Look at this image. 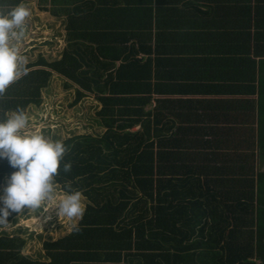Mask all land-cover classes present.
Masks as SVG:
<instances>
[{
  "label": "trees",
  "instance_id": "trees-1",
  "mask_svg": "<svg viewBox=\"0 0 264 264\" xmlns=\"http://www.w3.org/2000/svg\"><path fill=\"white\" fill-rule=\"evenodd\" d=\"M26 1L0 0V12ZM138 1L36 0L40 11L67 14V45L60 57L39 53L21 67L26 74L0 97V119L37 105L56 73L75 87L72 106L96 98L103 130L60 140L69 151L56 183L63 192L71 182L85 197L75 228L43 240V259L20 254L16 238L0 237V264H264V60L257 84L244 86L257 98L239 101L249 112L199 114L195 125L170 129L173 118L158 113V103L167 102L153 98L182 90L157 85L158 60L152 75L151 60L136 58L139 45L127 52L101 45L96 52L93 44L122 24L125 9L134 10ZM87 15L94 16L90 28ZM253 56L264 51L255 49ZM152 100L154 108L146 110ZM67 162L70 173L63 172ZM14 171L0 159V185Z\"/></svg>",
  "mask_w": 264,
  "mask_h": 264
},
{
  "label": "crops",
  "instance_id": "crops-1",
  "mask_svg": "<svg viewBox=\"0 0 264 264\" xmlns=\"http://www.w3.org/2000/svg\"><path fill=\"white\" fill-rule=\"evenodd\" d=\"M47 13L64 25L63 49L67 45V14ZM121 18L123 23L110 28L106 41L104 37L100 42H93L95 49L106 45L116 51L119 49L115 47H125L127 52L130 46L138 48L139 45L142 50L136 58L142 62L151 60L152 75L154 60H158L157 85L165 90L170 87L182 90L180 93H158L153 98L167 102L165 105L158 103V113L173 118L171 122L167 119L170 129L195 125L194 119L199 114L249 112L239 101L257 98L256 92L246 94L244 86L257 84L258 62L264 60L263 56H253L255 49L264 51V0H139L135 9L126 8ZM85 24L89 28L93 26L94 16L87 15ZM120 62L121 58L115 60V67ZM151 81L153 83L154 78ZM211 90L217 92L208 93ZM210 100L214 104L209 103ZM154 106L152 100L145 109L152 110ZM9 179L2 180L0 197L5 194ZM35 216V211L25 208L9 220L7 227L0 226V237L16 238V243L22 244L20 254L29 258L30 254L24 251L35 238L31 225Z\"/></svg>",
  "mask_w": 264,
  "mask_h": 264
},
{
  "label": "clouds",
  "instance_id": "clouds-1",
  "mask_svg": "<svg viewBox=\"0 0 264 264\" xmlns=\"http://www.w3.org/2000/svg\"><path fill=\"white\" fill-rule=\"evenodd\" d=\"M31 15L23 4L0 12V97L22 74L21 65L26 58L20 54L19 42L25 37L26 20ZM16 43H13V42ZM26 74L27 69H23ZM29 118L23 108L4 114L0 119V159H7L14 171L5 194L0 197V226L7 227L12 213L43 209L54 212L61 220L69 222L82 218L85 213L82 191L74 189L71 182L60 185L61 162L68 147L60 140H52L36 132L27 131ZM72 164H63V172L70 173ZM50 218V217H49ZM75 228V224L72 225ZM78 230V229H77Z\"/></svg>",
  "mask_w": 264,
  "mask_h": 264
},
{
  "label": "rangeland",
  "instance_id": "rangeland-1",
  "mask_svg": "<svg viewBox=\"0 0 264 264\" xmlns=\"http://www.w3.org/2000/svg\"><path fill=\"white\" fill-rule=\"evenodd\" d=\"M23 4L31 13L26 20L25 37L19 42L20 54L26 58L24 64L35 61L39 53L46 59L61 56L64 25L60 19L51 18L47 12L38 10L36 0ZM66 83V78L56 73L51 76L49 83L42 90L40 102L27 106L25 110L29 118L27 131L43 134L52 140H61L79 133L102 132L103 129L96 123V112L99 108L96 98L88 95L72 106L75 87H69ZM58 192L62 191L58 189ZM35 215L31 220L35 238L24 252L30 254L33 259H43L42 241L63 236L78 219L74 222L65 218L59 220L54 212L43 213V209L36 210Z\"/></svg>",
  "mask_w": 264,
  "mask_h": 264
}]
</instances>
